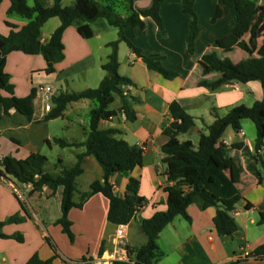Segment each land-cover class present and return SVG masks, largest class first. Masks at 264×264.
<instances>
[{"label": "crops", "instance_id": "1", "mask_svg": "<svg viewBox=\"0 0 264 264\" xmlns=\"http://www.w3.org/2000/svg\"><path fill=\"white\" fill-rule=\"evenodd\" d=\"M150 1L134 0V5L146 8ZM9 6V0H2L0 3V34L3 36H7L12 29L6 23L14 26V31L25 25L22 19L6 16ZM193 8L199 27L193 54L189 53L186 42L191 16L182 12L180 0L166 1L160 8L164 33L150 18L143 19V31L124 30L126 38L142 54L161 55L162 66L176 73L174 79L167 80L160 74L149 71L127 46L126 50L122 48L123 42L118 45V73L131 81L127 97L136 119L128 121L119 111L120 103L116 99L111 104L114 106L109 107L115 115L109 120H101L99 128L117 130V138L143 151L141 167L135 168L127 176L113 174L109 180L114 193L119 197L125 196L130 178L139 182L138 196L144 199V205L126 228V239L132 248H138L146 242L139 221L150 218L155 212L166 211V194L163 188L170 184L165 177L169 164L162 162L161 148L172 141L181 145L189 142L196 148L199 133H204L214 122L213 112L222 117L232 108L241 105L251 107L263 96L262 87L257 81L246 84L230 82L214 90L199 86L201 80L214 81L217 78L216 74H201L200 59L207 49L216 48L217 39L231 32L234 18L220 0H194ZM217 8L220 15L212 21ZM58 26L59 23L54 24L48 35L43 36L41 32V42H45ZM101 28L102 25H92L93 35L87 40L77 33L74 26L66 28L62 34L64 59L55 64L52 74L44 72L46 64L40 55H27L19 51L8 54L4 70L10 77L13 95L17 98L27 97L41 83L50 85L55 96L59 93L97 88L105 76L101 66L110 54L107 44L117 39L116 29L107 27L100 30ZM262 34L263 29L259 28L256 48L252 53L254 57L264 56ZM106 36L107 39L104 38ZM248 39V34L240 36V40L245 43ZM233 54L239 56L236 63L248 56L238 47L228 53L218 51L220 58L230 61V55ZM2 94L8 96L6 93ZM37 100L39 96L36 93L30 120L13 109L3 116L0 122V158L10 156L24 160L35 153L45 156L40 146L48 141L50 150L52 144L58 147L53 143L54 138L67 142L84 140L88 131V114L94 108L91 101L70 103L61 117L44 122L41 120L47 112L41 105L37 112ZM171 102H177L194 118V136H190V130L173 140L163 134L162 130L173 121L168 113ZM242 127V134L229 127L223 133H235L238 139L234 140L232 134L227 139L222 135L220 139L226 146L242 144L244 148L232 149L229 153L242 169L236 183L241 198L231 212L238 231L229 237L218 236L213 225L215 208L200 210L196 205H190L186 210L189 222L182 217V221L178 220L177 217L180 216H177L160 232L157 244L163 256L156 264H264V258L244 257L264 244V225L259 224L260 216L264 214V140L261 150L255 153V137L245 140ZM72 149L75 162L76 154L81 153L83 148ZM255 155L257 161L253 160ZM174 157L184 158L182 154ZM45 169L55 174L59 172L60 166L57 165L53 172L47 165ZM82 169V174L76 179L78 194L74 196L75 202L79 201V193L87 192L93 181L102 179V170L93 157L84 158ZM11 184L8 179L0 178V222H6L14 215L21 217L22 221L4 223L1 227L0 233L8 238L0 237V264H23L33 255H37L42 261L49 260L54 256L52 246L56 248L57 256L51 264H75L83 258H95L112 249L115 226L106 220L108 201L101 194L91 196L82 208H72L69 211L68 219L73 236L70 241L56 223L61 217L62 187L55 191L43 187L41 192L31 193V189L25 185L17 186L23 196L18 200L12 192ZM133 224L136 225L135 237L130 234ZM15 236H20L22 242H18Z\"/></svg>", "mask_w": 264, "mask_h": 264}, {"label": "trees", "instance_id": "2", "mask_svg": "<svg viewBox=\"0 0 264 264\" xmlns=\"http://www.w3.org/2000/svg\"><path fill=\"white\" fill-rule=\"evenodd\" d=\"M2 0H0L1 3ZM10 6L6 16L17 17L25 21V25L18 31L14 26L6 23L12 29L7 36L0 34V122L8 111L13 109L16 113L30 120L34 112L36 91L24 98L13 95V86L4 67L6 57L14 51L27 55H40L45 61L44 72L52 74L55 64L64 59L62 34L69 26H74L83 39H90L93 35L92 25H102L100 30L112 27L117 30V39L107 44L110 54L101 66L105 76L97 88L86 89L80 92L59 93L52 98V107L42 121H49L63 115L68 104L83 100L91 101L94 108L88 114V131L82 142H67L54 138L59 148H83L76 154L75 162L70 167H63L61 160L58 173L47 172L45 156L35 153L24 160H17L6 156L0 161V177L6 178L16 186L31 185V193L41 192L43 187L55 191L62 187L60 204L61 217L56 222L61 226L62 232L70 241L73 236L70 230L71 222L68 213L72 208H82L84 203L93 195L101 194L108 201L106 220L117 226L128 224L144 205V199L138 196L139 182L130 178L124 197L117 196L109 180L113 174L127 176L135 168L141 167L143 151L136 146H130L123 139L117 138L119 133L115 129H100L101 120H109L115 115L110 110V105L119 100V111L128 121H134L136 114L131 108L127 95L123 94V87L131 85L128 78L118 73V45L123 42L128 49L140 59L149 71L160 74L167 80L174 79L177 75L172 70L162 66V56L159 54L144 55L124 34L125 29L144 30V18H150L157 28L164 33L160 17L162 4L169 0H151L146 8H137L134 0H74L69 6H63L61 0H9ZM181 10L191 16L189 30L186 36L187 48L190 54L194 52L195 40L199 34L198 20L194 12V0H180ZM217 1V0H213ZM228 7L234 18L231 32L215 41L216 48H209L200 59L201 74H216L214 81L201 80L198 84L214 90L223 84L236 82L246 84L257 81L262 87L263 96L251 107L238 106L230 109L224 116L219 117L215 112L214 122L207 128V133H199L198 146L193 148L189 142L176 144L170 142L161 148L162 162L169 164V171L165 173L168 184L163 188L166 194V211L155 212L148 219L139 221L140 228L146 236V242L138 248H130V257L137 264H156L163 256L157 241L160 232L169 225L175 217L180 216L186 221L190 218L186 212L188 206L196 205L200 210L214 207L216 212L213 225L218 236H232L238 231V225L231 212L241 198V193L236 187L242 172L241 167L233 157L229 156L232 149L244 150L242 144L226 146L221 142L224 131L229 127L236 133L241 131V122L249 120L255 127L254 151L258 153L264 140V56L254 57L256 48L257 30L263 29L262 46L264 47V4L258 5L253 0H220ZM220 15L217 8L212 19ZM52 18L59 20V26L50 37L41 42V29ZM104 21V22H103ZM248 34L247 43L240 40V36ZM238 47L248 54L247 58L238 63H232L227 58H220L218 51L228 53ZM2 93L8 94L4 96ZM168 113L172 118L169 126L162 130L163 134L175 139L187 133L195 125L194 118L187 114L177 103L171 102ZM49 145V142H46ZM182 154L184 158L174 155ZM95 159L102 170V179L93 181L87 192L79 193V201H74L78 194L76 179L82 172V163L85 157ZM257 161L256 155L253 158ZM255 174H258L255 171ZM23 208V205L20 203ZM22 218L18 215L11 216L4 223H19ZM4 223L0 222V229ZM259 224L264 225V214H261ZM1 238H8L0 233ZM22 242L20 236L14 237ZM54 256L42 261L33 255L23 264H51L57 256L54 246ZM246 258H264V244L249 253ZM84 259V258H83ZM78 264V263H75ZM113 264H126L114 262ZM238 264V262L228 263Z\"/></svg>", "mask_w": 264, "mask_h": 264}, {"label": "built area", "instance_id": "3", "mask_svg": "<svg viewBox=\"0 0 264 264\" xmlns=\"http://www.w3.org/2000/svg\"><path fill=\"white\" fill-rule=\"evenodd\" d=\"M131 86L126 85L123 87V94L127 95L128 91L130 90ZM37 95L39 96V100L43 105V110L45 112H49L52 106V98L55 95L54 90L48 84L38 86L36 90ZM242 134V132H239ZM2 158H0L1 161ZM3 179V177H0ZM6 179V178H4ZM26 187L31 189V185H25ZM113 187V186H112ZM11 189L14 195L20 200L23 198L22 192L16 185L13 183L11 184ZM114 189V188H113ZM128 224H120L115 226L114 235L112 237V249L107 252H103L100 256L95 258H84L81 259L78 264H113L114 262H123L126 264H137L134 260L130 257V247L128 241L126 239V228ZM248 254H245L244 257L246 258Z\"/></svg>", "mask_w": 264, "mask_h": 264}, {"label": "rangeland", "instance_id": "4", "mask_svg": "<svg viewBox=\"0 0 264 264\" xmlns=\"http://www.w3.org/2000/svg\"><path fill=\"white\" fill-rule=\"evenodd\" d=\"M27 1H28V4L31 5V3H32L31 0H27ZM73 1L74 0H61V3L63 6H69L73 3ZM97 1L101 2L102 0H97ZM114 1H117V0H113V2ZM253 1H255L256 3L262 4V5L264 4V0H253ZM46 2L49 4L51 2V0H47ZM57 23H59V20L57 18H53L51 21L47 22L46 25H44V27L41 30L42 35L43 36L48 35L52 29V26L54 24H57ZM104 38L107 39V36ZM121 46L124 50H126L127 47L125 44L121 43ZM238 58H239V56L236 54L230 55V59L234 63H236V61H238L237 60ZM44 84L45 83H41L40 85H44ZM40 105L42 106V109H43V105H42L41 101L37 100L35 102V108H36L37 112L39 110ZM111 106L113 107L114 104ZM68 120H70V118H68ZM241 126H243L242 129H243L245 140H249L250 137H255V127L251 121L244 120L241 122ZM189 132H190L189 133L190 136H192L193 134H195L196 131H195V129L192 128V129H190ZM204 133L206 134L207 130ZM229 134H232V133H225L223 135V138L227 139ZM232 137H234V140L238 139L237 134H235V133L232 134ZM51 146H52V150H50L49 146H47V144H45V143H42L40 146L41 149L43 150V153H44L46 159H47V167L49 170H51L52 172L55 170V168L57 167V159L58 158L63 160V162H62L63 167H70L73 165V163H74V157H73L74 149H72V148L60 149L59 147L54 146V144H52ZM195 146L197 147L198 143ZM80 185H81V183H79V186ZM177 218H179L178 220L182 221L181 217H177ZM135 228H136V225L133 224L131 229H130L131 230L130 234L134 235V237H135V230H134Z\"/></svg>", "mask_w": 264, "mask_h": 264}]
</instances>
